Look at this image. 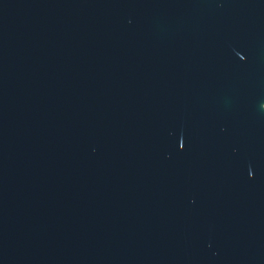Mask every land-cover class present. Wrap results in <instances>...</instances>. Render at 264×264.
<instances>
[{"label": "water", "instance_id": "water-1", "mask_svg": "<svg viewBox=\"0 0 264 264\" xmlns=\"http://www.w3.org/2000/svg\"><path fill=\"white\" fill-rule=\"evenodd\" d=\"M0 264H264V0H0Z\"/></svg>", "mask_w": 264, "mask_h": 264}]
</instances>
